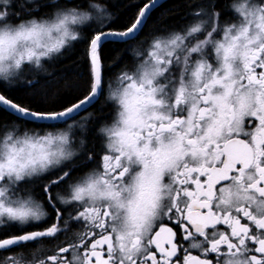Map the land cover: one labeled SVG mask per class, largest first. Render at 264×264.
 I'll use <instances>...</instances> for the list:
<instances>
[{
    "label": "snow or ice",
    "instance_id": "1",
    "mask_svg": "<svg viewBox=\"0 0 264 264\" xmlns=\"http://www.w3.org/2000/svg\"><path fill=\"white\" fill-rule=\"evenodd\" d=\"M128 6L0 0V264H264V0Z\"/></svg>",
    "mask_w": 264,
    "mask_h": 264
},
{
    "label": "trees",
    "instance_id": "2",
    "mask_svg": "<svg viewBox=\"0 0 264 264\" xmlns=\"http://www.w3.org/2000/svg\"><path fill=\"white\" fill-rule=\"evenodd\" d=\"M180 3H182V0H169L166 4H164V9L162 11H166L169 8H175ZM128 5L129 3L123 2V3H119L118 5L114 4V6H110L109 8L112 10V12H118L121 17H126L132 15L133 12L135 11V9H131ZM156 15L158 14H153L154 17ZM141 39H143V34L141 35ZM131 58H132L131 52L124 53L125 60L130 62Z\"/></svg>",
    "mask_w": 264,
    "mask_h": 264
},
{
    "label": "flooded vegetation",
    "instance_id": "3",
    "mask_svg": "<svg viewBox=\"0 0 264 264\" xmlns=\"http://www.w3.org/2000/svg\"><path fill=\"white\" fill-rule=\"evenodd\" d=\"M169 0H164L161 2V4H166ZM99 3H102V4H106L107 7L109 8L110 6H114V4L118 5L119 3H123V2H127V3H130V0H98ZM141 2H146V0H141ZM110 11H112L110 8H109ZM163 9H158L157 12L153 13V14H159V12H161ZM131 61V60H130Z\"/></svg>",
    "mask_w": 264,
    "mask_h": 264
},
{
    "label": "water",
    "instance_id": "4",
    "mask_svg": "<svg viewBox=\"0 0 264 264\" xmlns=\"http://www.w3.org/2000/svg\"><path fill=\"white\" fill-rule=\"evenodd\" d=\"M162 1H164V0H160V3H161Z\"/></svg>",
    "mask_w": 264,
    "mask_h": 264
}]
</instances>
